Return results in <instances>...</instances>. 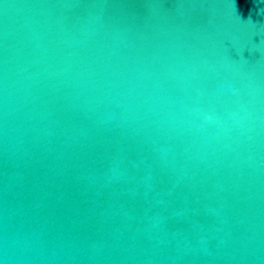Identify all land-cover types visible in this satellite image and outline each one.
<instances>
[{
	"label": "water",
	"instance_id": "obj_1",
	"mask_svg": "<svg viewBox=\"0 0 264 264\" xmlns=\"http://www.w3.org/2000/svg\"><path fill=\"white\" fill-rule=\"evenodd\" d=\"M0 264H264V0H0Z\"/></svg>",
	"mask_w": 264,
	"mask_h": 264
}]
</instances>
